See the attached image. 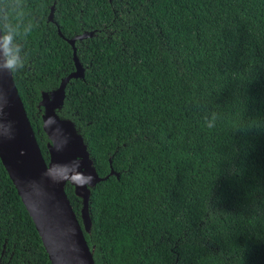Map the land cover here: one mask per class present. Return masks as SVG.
I'll return each instance as SVG.
<instances>
[{
    "label": "trees",
    "instance_id": "1",
    "mask_svg": "<svg viewBox=\"0 0 264 264\" xmlns=\"http://www.w3.org/2000/svg\"><path fill=\"white\" fill-rule=\"evenodd\" d=\"M21 3L12 74L46 162L41 92L75 68L58 30L92 33L74 42L84 77L59 115L100 177L118 173L90 190L95 264H264V0ZM65 192L82 224V199ZM2 233L14 264H51L0 161Z\"/></svg>",
    "mask_w": 264,
    "mask_h": 264
},
{
    "label": "water",
    "instance_id": "2",
    "mask_svg": "<svg viewBox=\"0 0 264 264\" xmlns=\"http://www.w3.org/2000/svg\"><path fill=\"white\" fill-rule=\"evenodd\" d=\"M53 7L48 15L52 20ZM72 46L74 70L61 78L49 92L42 91V129L47 136L48 162L40 150L23 102L8 70H0V161L12 181L41 239L51 264H95L93 250L87 244L89 232L90 190L109 174L100 177L87 144L70 118L59 115L65 87L71 78H83L84 68L76 54L74 42L91 36L83 32L65 38ZM2 56V53H0ZM74 187L82 199L80 224L65 192V184Z\"/></svg>",
    "mask_w": 264,
    "mask_h": 264
},
{
    "label": "clouds",
    "instance_id": "3",
    "mask_svg": "<svg viewBox=\"0 0 264 264\" xmlns=\"http://www.w3.org/2000/svg\"><path fill=\"white\" fill-rule=\"evenodd\" d=\"M23 16L21 0H0V70L15 72L24 67V59L21 56V47L16 43L20 35V25L12 22ZM213 121L208 122V127L213 126Z\"/></svg>",
    "mask_w": 264,
    "mask_h": 264
},
{
    "label": "flooded vegetation",
    "instance_id": "4",
    "mask_svg": "<svg viewBox=\"0 0 264 264\" xmlns=\"http://www.w3.org/2000/svg\"><path fill=\"white\" fill-rule=\"evenodd\" d=\"M1 240L3 241L1 242ZM18 253L21 254V251L16 242H9L8 237L2 233L0 235V264H14L13 257L17 256ZM28 263L29 261L26 260L25 264Z\"/></svg>",
    "mask_w": 264,
    "mask_h": 264
}]
</instances>
